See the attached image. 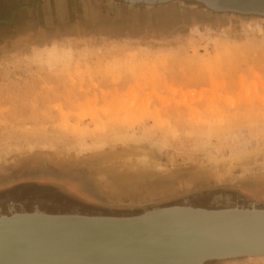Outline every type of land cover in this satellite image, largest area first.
<instances>
[{"label":"rangeland","instance_id":"obj_1","mask_svg":"<svg viewBox=\"0 0 264 264\" xmlns=\"http://www.w3.org/2000/svg\"><path fill=\"white\" fill-rule=\"evenodd\" d=\"M27 1L0 0V20H25ZM153 19L90 34L0 22V173H53L0 186V216L264 200V19Z\"/></svg>","mask_w":264,"mask_h":264},{"label":"water","instance_id":"obj_2","mask_svg":"<svg viewBox=\"0 0 264 264\" xmlns=\"http://www.w3.org/2000/svg\"><path fill=\"white\" fill-rule=\"evenodd\" d=\"M79 1L84 7L92 1L99 3V0ZM45 4H49L48 0H45ZM108 4L116 7L117 14L114 17L101 15H97L99 16L96 17L97 19L89 17L88 20L85 19L84 24H73L67 26V29L73 31V34L79 32L90 34L96 30L109 31L113 27L120 26L118 25L120 23L137 22L134 17L139 19L138 22L151 19L149 25L151 22L157 25L153 17L160 24H176L177 22L170 20L191 16L204 17L209 21L223 16L243 20L264 19V0H108ZM164 20L167 22H163ZM13 167L11 165L2 168L0 186L21 178L46 177L53 174L45 170L36 172L27 166L19 169ZM74 179L83 182L82 191L97 197L95 189H91L84 179L80 177ZM186 206L154 207L136 216L120 218L44 213L50 216L44 217L45 219L54 222L43 221L41 226L39 214L35 212L2 215L0 225L3 226L10 222L18 224L22 222L20 220L25 219L30 221L23 223L22 227L10 225V229L0 228V264H97L91 261L98 260V256L91 258L87 255L82 258L80 254L82 251L99 249L97 245L88 246L96 236L93 233L101 236L100 240L112 246L114 236L118 233L103 232L111 228H117V232L122 234L135 231L137 228L142 233L150 231L154 233L160 229L171 228L181 235L178 243H172L171 246L172 253L176 251L177 254L179 253L177 260L172 257L169 259L164 257V260H161L157 255L145 259L141 255L144 252L142 248L140 254L138 250L133 252L129 257L132 260L126 261V264H137L141 258L146 260L145 264H192L193 262V264H204L211 260L227 259L264 264V209L254 206L251 208L234 206L207 210ZM155 219L157 222L153 223V229L151 227V230H147ZM48 225L55 227L53 229ZM181 242L182 245L187 244L185 250L181 249L183 247ZM58 253L61 254L60 257Z\"/></svg>","mask_w":264,"mask_h":264},{"label":"bare ground","instance_id":"obj_3","mask_svg":"<svg viewBox=\"0 0 264 264\" xmlns=\"http://www.w3.org/2000/svg\"><path fill=\"white\" fill-rule=\"evenodd\" d=\"M176 206H181V205H176ZM186 207H192V206L187 205ZM197 209H202V208H197ZM207 210H209V209H207ZM35 213L39 214L38 219L40 221V226H41V223L43 221H45V222H51L52 221V220L45 219L46 217H50V216H48L42 212L36 211ZM21 214H24V213H21ZM56 215H59V214H56ZM71 215L76 216L78 214H71ZM92 217H106V216H92ZM129 217H131V216H129ZM114 218H120V217H114ZM20 221H22V222H20L18 224L13 223V222L5 223L4 226L0 225V228L1 229H10L11 228V227H9L10 225L13 227L15 225L18 227H22L23 223H28L30 220L25 219V220H20ZM52 222H54V221H52ZM155 222H157V219H155L152 223L149 224L150 226L147 230H151V227L153 229V227H154L153 223H155ZM49 227H52L54 229L55 226H49ZM56 228H57V226H56ZM103 230H101V232ZM108 231H112V232L114 231L115 233H118L117 236H114V241H113L112 246L109 245L108 242L100 240L102 238L101 236L93 233V235H96V236L90 242L88 241L89 242L88 246L97 245L99 247V249L95 250V251H92V250H86V252L82 251L80 256L82 258L84 256L86 257L87 255H89L91 258L93 256H95V258H96V256H98V260L91 261L92 263L97 262V264H126L125 263L126 261L129 262L132 260L131 258L129 259V257L132 256L133 252L138 250V254H140L142 252V248H144V252L141 255H143V257L145 259L151 258L153 255H157V257L160 258L161 260H164V257H166L167 259H169L171 257L174 260L178 259L179 253L177 254V251L175 253H172L173 249L171 246H172V243H175V244L178 243L181 235H179L175 230H172L171 228L160 229L158 231H155L154 233H152L151 231L142 233V232H139L138 228L135 231L126 232L124 234H122L121 232L120 233L117 232V228L105 229L103 232H108ZM182 244L183 243L181 242V246H183V247H181V249L185 250V248L187 247V244L186 245H182ZM91 247H93V246H91ZM76 251L80 252V250H76ZM88 251H92V252H88ZM205 252H207V251H204V253ZM197 253H198V251H197ZM58 256L60 257L61 254L58 253ZM145 259H143V258L139 259L137 264H145L146 263ZM147 263H148V261H147Z\"/></svg>","mask_w":264,"mask_h":264},{"label":"flooded vegetation","instance_id":"obj_4","mask_svg":"<svg viewBox=\"0 0 264 264\" xmlns=\"http://www.w3.org/2000/svg\"><path fill=\"white\" fill-rule=\"evenodd\" d=\"M65 1V2H63ZM45 0H32L27 1L25 4L21 6L20 10L22 9L23 14L26 16V19L24 20L23 17L20 19H10L6 18L5 21L0 20V22H35V24H52L57 25L59 22H82L83 18V11L81 8V4L79 0H48V5L45 4ZM93 2V1H92ZM92 7L94 8H101L102 11L104 9V6L102 4V1L99 2V4H92ZM91 8V7H90ZM88 7L87 12H90V9ZM19 10V9H18ZM65 11H67L68 16L65 15ZM14 13V7H12V11H10L9 16H13ZM241 202L234 201V203H231V201L227 202V207H234L238 206L240 208H251L252 206L261 209H264V200H259L257 198H251L247 199L245 203H242L243 198H240Z\"/></svg>","mask_w":264,"mask_h":264},{"label":"crops","instance_id":"obj_5","mask_svg":"<svg viewBox=\"0 0 264 264\" xmlns=\"http://www.w3.org/2000/svg\"><path fill=\"white\" fill-rule=\"evenodd\" d=\"M81 4V3H80ZM88 7L90 8V6H81L82 8V11H83V18H82V22H78V21H75V22H59L58 23V27H60V25H65V24H68V26H73V24H78V25H82L84 24L85 22V19H89V17H99L97 15H101V16H105L104 15V12L102 11V9L99 7V8H95V10H93V8H90V12L88 13L87 10H88ZM93 12V13H92ZM68 12L65 11V15L68 16L67 14ZM105 17H108V16H105Z\"/></svg>","mask_w":264,"mask_h":264}]
</instances>
